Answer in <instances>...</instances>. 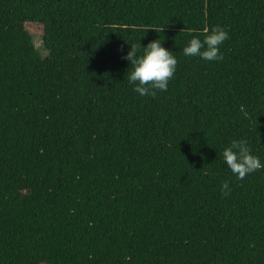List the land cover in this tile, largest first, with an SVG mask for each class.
<instances>
[{"label": "trees", "instance_id": "1", "mask_svg": "<svg viewBox=\"0 0 264 264\" xmlns=\"http://www.w3.org/2000/svg\"><path fill=\"white\" fill-rule=\"evenodd\" d=\"M217 25L222 60L183 54ZM157 39L176 71L140 96L121 57ZM233 139L264 162V0H0V264H264Z\"/></svg>", "mask_w": 264, "mask_h": 264}, {"label": "clouds", "instance_id": "2", "mask_svg": "<svg viewBox=\"0 0 264 264\" xmlns=\"http://www.w3.org/2000/svg\"><path fill=\"white\" fill-rule=\"evenodd\" d=\"M203 40L199 36H192L183 48V54L188 57H199L204 61H220V46L228 39V32L217 25L211 29H204ZM159 39L146 46L135 44L129 46V51L121 58L129 63L127 82L133 92L140 96H155L156 91L166 92L168 83L173 78L177 59L171 50L165 49ZM222 159L227 169L237 179H243L254 171L264 169V162L252 154L248 141L233 139L223 148ZM221 191L230 192L229 183L222 182Z\"/></svg>", "mask_w": 264, "mask_h": 264}, {"label": "rangeland", "instance_id": "3", "mask_svg": "<svg viewBox=\"0 0 264 264\" xmlns=\"http://www.w3.org/2000/svg\"><path fill=\"white\" fill-rule=\"evenodd\" d=\"M36 46L41 50L42 53H44V50H43V42L41 39H38L36 41Z\"/></svg>", "mask_w": 264, "mask_h": 264}]
</instances>
